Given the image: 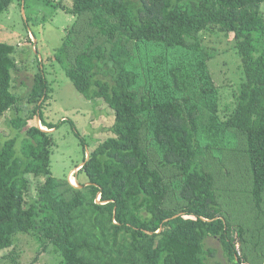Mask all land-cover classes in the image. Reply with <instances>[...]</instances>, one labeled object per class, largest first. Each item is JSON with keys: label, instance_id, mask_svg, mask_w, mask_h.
Segmentation results:
<instances>
[{"label": "trees", "instance_id": "16d2710c", "mask_svg": "<svg viewBox=\"0 0 264 264\" xmlns=\"http://www.w3.org/2000/svg\"><path fill=\"white\" fill-rule=\"evenodd\" d=\"M13 1L0 0V33ZM263 3L58 2L75 20L53 60L113 111L111 135L78 169L88 184L52 174L53 131L37 123L57 127L42 114L52 88L35 56L26 98L36 105L11 120L17 133L0 143V251L20 232L38 252L52 246L59 264H222L206 247L217 237L228 264H264ZM214 29L233 36L243 73L223 111L203 43ZM15 50L0 38V117L17 104ZM29 175L45 180L26 204Z\"/></svg>", "mask_w": 264, "mask_h": 264}, {"label": "rangeland", "instance_id": "374dc122", "mask_svg": "<svg viewBox=\"0 0 264 264\" xmlns=\"http://www.w3.org/2000/svg\"><path fill=\"white\" fill-rule=\"evenodd\" d=\"M58 2L70 6L72 0H14L1 14L0 38L16 45L13 56L16 69L12 72V91L17 95V104L0 117V143L16 135L11 120L17 115H29L36 103L26 98L38 63L39 56L45 66L47 80L51 86L50 98L43 108V119L56 124L53 130L54 144L51 148L50 170L58 178H77L75 185L86 183V174L78 172L87 151L111 135L114 115L103 99L90 100L80 93L66 76L61 66L54 62L53 53L61 45L65 29L75 16L56 6ZM264 15V3L261 5ZM233 36L217 29L203 33L204 45L214 53L209 67L215 83L220 88L221 108L225 110L233 104V91L242 80L240 59L233 48ZM54 62V63H53ZM42 124V123H41ZM43 126V125H42ZM76 131L86 140L81 143ZM20 147L18 140L17 148ZM44 177L29 175V189L26 204L37 195V187ZM249 224V221H246ZM13 246L0 251V264H59V255L52 246L40 252L36 239L31 235L17 233ZM206 247L216 249L213 260L228 264L223 248L217 237H209Z\"/></svg>", "mask_w": 264, "mask_h": 264}, {"label": "water", "instance_id": "95a60500", "mask_svg": "<svg viewBox=\"0 0 264 264\" xmlns=\"http://www.w3.org/2000/svg\"><path fill=\"white\" fill-rule=\"evenodd\" d=\"M37 123H38V126H39L42 130H44V131H50V132H52V131L54 130V128L49 129V128H47V127L42 126L40 117H38V119H37ZM89 152H90V151H87V154H86L85 160H88V158H89ZM83 163H84V162H83ZM83 163H82L81 165H79L78 167L80 168V167L83 165ZM79 168H78V169H79ZM78 169H77V170H78ZM68 180L71 182L70 177L68 178ZM88 183H89V182H86V184H88ZM73 185H75V184H73ZM76 186L81 187L82 185H81V184H78V185H76ZM97 201H99V198L97 199ZM102 202H103V201H102ZM104 202H105V201H104ZM104 202H103V203H104ZM158 231H160V229H159Z\"/></svg>", "mask_w": 264, "mask_h": 264}, {"label": "bare ground", "instance_id": "6f19581e", "mask_svg": "<svg viewBox=\"0 0 264 264\" xmlns=\"http://www.w3.org/2000/svg\"><path fill=\"white\" fill-rule=\"evenodd\" d=\"M72 179H73L74 184L77 183V180H76L74 177H73ZM70 180H71V179H70ZM71 182H72V181H71Z\"/></svg>", "mask_w": 264, "mask_h": 264}, {"label": "clouds", "instance_id": "9594fccd", "mask_svg": "<svg viewBox=\"0 0 264 264\" xmlns=\"http://www.w3.org/2000/svg\"><path fill=\"white\" fill-rule=\"evenodd\" d=\"M75 179H77L76 177H75ZM72 183V182H71ZM72 184H74V183H72Z\"/></svg>", "mask_w": 264, "mask_h": 264}]
</instances>
